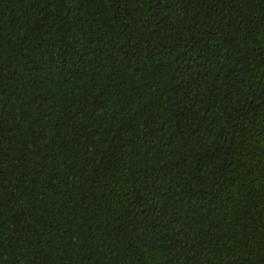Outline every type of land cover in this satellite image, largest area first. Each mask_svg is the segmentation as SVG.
<instances>
[{
  "label": "trees",
  "instance_id": "16d2710c",
  "mask_svg": "<svg viewBox=\"0 0 264 264\" xmlns=\"http://www.w3.org/2000/svg\"><path fill=\"white\" fill-rule=\"evenodd\" d=\"M0 264H264V0H0Z\"/></svg>",
  "mask_w": 264,
  "mask_h": 264
}]
</instances>
